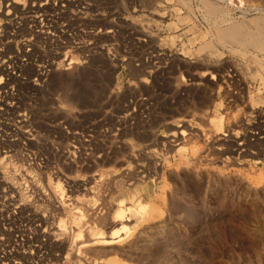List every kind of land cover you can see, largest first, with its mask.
I'll return each instance as SVG.
<instances>
[{"label": "rangeland", "instance_id": "374dc122", "mask_svg": "<svg viewBox=\"0 0 264 264\" xmlns=\"http://www.w3.org/2000/svg\"><path fill=\"white\" fill-rule=\"evenodd\" d=\"M42 3L47 5L39 11ZM117 5L128 14L103 17L84 9L71 14L51 0H0V60L25 64L13 70L16 79L6 86L14 108L0 116V218L10 222L0 224L9 232L0 234V257L10 250L4 243L9 239L19 244L22 262L14 259L19 264H264V0ZM118 23L122 28L115 30ZM232 26L244 31L232 37L225 32ZM99 27L114 29L105 33ZM136 37L147 44L136 43ZM115 44L137 59L147 51L171 57L156 54L158 62L145 73L134 64L110 62L106 46ZM97 45H104L101 54L94 52ZM40 65L46 67L44 79L36 74ZM182 91L191 104L179 100ZM133 92L149 95L153 109L163 110L162 119L122 129L117 138L106 110L114 94L123 105ZM77 110L86 119L102 117L107 127L97 128L89 150L71 161L65 133L54 123L69 122ZM180 122L195 135L171 146L167 139ZM58 190L66 196L59 199ZM142 204L145 211L139 212ZM115 206L124 210L123 220L113 218ZM79 210L78 225L72 218ZM72 230L80 231L75 236ZM85 234L119 239L81 247L84 238L91 240ZM25 240L51 246L29 254Z\"/></svg>", "mask_w": 264, "mask_h": 264}, {"label": "built area", "instance_id": "2783aa9c", "mask_svg": "<svg viewBox=\"0 0 264 264\" xmlns=\"http://www.w3.org/2000/svg\"><path fill=\"white\" fill-rule=\"evenodd\" d=\"M53 5H56L60 7L61 10H65L66 8H70V13L75 14L79 12L80 10H90L92 11L93 15L95 16H103L112 14L113 17H117L118 15H125L128 14L126 10H119L116 8L118 5V2L120 0H113L114 4H106L104 0H51ZM112 9V10H111ZM111 10V12H110ZM110 13V14H109ZM194 19L197 17L195 14H193ZM120 22V21H119ZM114 28L115 30H119L122 28V26L118 24H115ZM114 28H107V29H101L100 27L97 29L100 32H112ZM126 31V30H125ZM132 31L129 32L131 34ZM133 41H137L136 43H145L147 44V40L145 38H133ZM135 42H131V45H133ZM119 45L121 44H115V48L106 46V58L110 62H117L119 66L125 65V64H131L138 66L139 70H142L145 73H148L151 71L150 67L155 63L157 59H153V57L164 55L165 57L170 56V54H164L160 53V51H157L156 54H149V51L144 53V56L137 59L133 56V53L127 52L125 50L120 51ZM123 45V44H122ZM121 45V46H122ZM95 53L101 54L104 49V45H97L95 48ZM109 49H112L113 51H109ZM130 54L132 56H130ZM81 63L87 64L88 58L87 56H82L80 59ZM160 60V59H159ZM166 61V60H165ZM38 69H41L40 71L36 70V74L38 78H45L44 76V69L46 68L44 65L38 66ZM144 67V68H143ZM120 69V68H119ZM49 71V68L46 69ZM42 71V72H41ZM38 72H41L40 74ZM120 72V71H119ZM19 77V75H17ZM147 77L151 78V75H148ZM25 79V78H24ZM183 81H186V79H183ZM189 81V80H187ZM38 85V83H36ZM190 83L188 82V85ZM118 94H114L115 98L112 100L111 104L108 106V109L106 110L109 113V116L111 118V124L109 127L113 129V136L119 138L121 135L122 129L126 128H132L134 126H137V123L141 127H150L153 123L152 117L161 118L163 115V110H155L152 107L151 98L149 95L142 94L141 92H133L132 94H129L128 98L125 99V104L121 105L118 101ZM162 97L164 99H167V94H162ZM177 97L179 100H185L188 101L189 96L185 91L178 92ZM193 103V100H191ZM173 103V100H172ZM191 104V103H190ZM148 109H151L148 111ZM165 117V116H164ZM169 121V120H167ZM57 127L61 128L63 132L65 133V144H66V150L70 155H68V159L71 161L75 160L77 158H81V154L85 150L88 149V145L90 142H92V134L95 133V130L97 128L102 129L103 127H107V123L103 120L102 117H89L85 118L80 114V112L77 110L76 112H73L72 116L70 117L69 122H64L63 120H58L54 123ZM188 128L191 130L190 132L186 131V128H182V123H178L176 125V128H178L177 131H175V134L172 138L169 139V143L171 146L181 144L185 141V139H190L195 135V132L192 131L193 127H191L187 123ZM52 139L54 140L56 138L55 134H52ZM56 149V148H55ZM67 153V152H66ZM83 190L85 191L84 186H82ZM59 199H61L63 196H65L64 190L62 192L59 191L58 193Z\"/></svg>", "mask_w": 264, "mask_h": 264}, {"label": "bare ground", "instance_id": "6f19581e", "mask_svg": "<svg viewBox=\"0 0 264 264\" xmlns=\"http://www.w3.org/2000/svg\"><path fill=\"white\" fill-rule=\"evenodd\" d=\"M7 2V1H6ZM12 2V1H11ZM16 3V2H15ZM7 5H10V3H6ZM26 4V3H25ZM47 4H45V3H42L39 7H38V10L40 11V9L41 8H43V7H45ZM26 6V5H25ZM28 6V5H27ZM18 7H20V6H18ZM35 9V8H34ZM44 9V8H43ZM26 10V9H25ZM23 11V10H22ZM38 11L35 9V11H34V14H36ZM10 14V13H9ZM38 14V13H37ZM6 15H8V13L6 14ZM5 16V15H4ZM10 17H11V15H9ZM6 18H7V16H6ZM34 18H36L35 17V15H34ZM34 18H32L31 20H32V22L35 24V19ZM42 20V19H41ZM42 22V21H41ZM12 23V22H11ZM39 23V22H38ZM37 24V23H36ZM44 25V24H43ZM42 26V25H41ZM16 27V26H15ZM239 27H240V25H239ZM243 27V26H242ZM49 28V27H48ZM47 28V29H48ZM241 28V27H240ZM14 29V28H13ZM17 29V28H16ZM41 29V28H40ZM39 29V30H40ZM45 29V28H44ZM40 30L41 32H42V34H45L43 31H45V30ZM239 28H238V26H232L230 29H225V32H227V34H230L232 37L234 36L235 38L237 37L236 35L238 34L237 32L238 31H240L241 32V34H242V32L244 31V30H238ZM225 32L223 31L222 33H224L225 34ZM47 33V32H46ZM30 34V33H29ZM53 34H54V32H53ZM52 34V35H53ZM224 34H222L221 36H224ZM226 34V35H227ZM250 34V33H249ZM256 34V33H255ZM9 36V35H8ZM49 36V35H48ZM47 36V37H48ZM54 36V35H53ZM6 37V36H5ZM229 37V36H228ZM238 37H239V35H238ZM8 38V37H7ZM224 38V37H223ZM240 38V37H239ZM5 39V38H4ZM238 39V38H237ZM236 39V40H237ZM28 39H26V41H27ZM30 40V39H29ZM239 40V39H238ZM260 41H261V39H259ZM1 41V40H0ZM24 42H25V40H24ZM28 42V41H27ZM3 44V43H2ZM25 45V44H24ZM262 46V45H261ZM3 53L4 51H3V49H1V47H0V53ZM0 54V56L2 57V55L3 54ZM27 54V53H26ZM26 56V55H25ZM29 56V55H28ZM1 57H0V59H1ZM14 57H16V56H14ZM14 57H13V59H14ZM16 60V59H15ZM2 61H3V63H2ZM2 61L0 60V75L2 74V75H5L7 78H5V80H3L2 79V75L0 76V116H2L4 113H6V112H8V110L10 109H12V108H14L13 107V105H10L9 104V102L7 101L10 97H12V100H13V94H11V93H9L8 92V89H7V87L6 86H8L7 84L9 83L8 81H10V79L11 78H13L14 80L16 79V76L14 77V75H15V71H17V70H20V69H22L21 67H23L25 64H24V62H17V60L15 61V62H12V58H10L9 57V59H3L2 58ZM7 63L6 65L4 64V63ZM9 64H11V65H9ZM71 64V63H70ZM256 64V63H255ZM27 67V66H26ZM15 68L17 69V70H15ZM13 70H15V71H13ZM38 70V69H37ZM41 69H39V71H40ZM13 71V72H12ZM42 72V71H41ZM41 72H39V74L41 73ZM12 79V80H13ZM231 79V78H230ZM10 84V83H9ZM4 99H6V100H4ZM7 102V103H4V102ZM249 101V100H248ZM11 104H13V102H10ZM17 109H18V107H17ZM9 110V111H10ZM17 111H19V110H17ZM14 112V111H13ZM12 112V113H13ZM16 113V112H15ZM14 113V114H15ZM260 113V112H259ZM17 116V115H16ZM23 116V115H22ZM18 117V116H17ZM21 117V116H20ZM24 117V116H23ZM22 117V118H23ZM22 118H20V120L22 119ZM27 120V119H26ZM19 121V120H18ZM18 121H17V123H18ZM23 120H21L19 123H21ZM24 123V122H23ZM240 123V122H239ZM3 124V123H2ZM23 125V124H22ZM22 125H21V128H22ZM5 126V125H4ZM20 126V125H19ZM24 126V125H23ZM225 126V125H224ZM255 126V125H254ZM2 127V126H1ZM27 127V126H26ZM227 127V126H226ZM6 128V127H5ZM17 128H19V127H17ZM224 128V127H223ZM3 129V128H2ZM174 129V128H173ZM24 131V130H23ZM21 132V131H20ZM23 133V132H22ZM27 133H29L28 131H27ZM21 134V133H20ZM16 136V135H15ZM23 136V135H22ZM19 137H21V136H19ZM27 137V136H26ZM24 138H25V135H24ZM167 138V137H166ZM3 139V138H2ZM19 139V138H18ZM22 139V138H21ZM165 139V138H164ZM211 139V138H210ZM262 139V138H261ZM264 139V138H263ZM4 140V139H3ZM17 140V139H16ZM167 140H169V139H167ZM234 140V139H233ZM0 141H2V140H0ZM8 141V140H7ZM6 141V142H7ZM162 141V140H161ZM160 141V142H161ZM165 140H163V142H164ZM261 141V140H260ZM262 142V141H261ZM5 143V142H4ZM253 143V142H252ZM156 144V143H155ZM158 144V143H157ZM162 144V143H161ZM260 144V143H259ZM263 144V143H262ZM2 145H3V142H2ZM167 145V144H166ZM230 145V144H229ZM7 146V145H6ZM174 146H176V145H174ZM241 146V145H240ZM170 147V146H169ZM262 147H264L263 145L261 146V148ZM5 148V147H4ZM168 148V147H167ZM179 148H181V146L179 147ZM178 148V149H179ZM3 149V148H2ZM156 149V148H155ZM240 149V148H239ZM165 150V149H164ZM262 150V149H261ZM1 151V150H0ZM6 151V150H5ZM150 151H152V150H150ZM158 151V150H157ZM242 151V150H241ZM253 151H254V149H253ZM263 151V150H262ZM7 152V151H6ZM3 153H4V151H3ZM2 153V154H3ZM8 154V152L6 153V155ZM163 154V153H162ZM219 154V153H218ZM6 155H5V157H6ZM4 156V155H3ZM151 156V155H150ZM152 160V159H151ZM152 164V163H151ZM142 165V164H141ZM138 166V165H137ZM141 167V166H140ZM139 169V168H138ZM144 169V168H143ZM147 169H149V168H147ZM146 169V170H147ZM138 171V170H137ZM141 172V171H140ZM146 172V171H145ZM145 172L143 173V174H145ZM136 173V172H135ZM149 173V172H148ZM24 174V173H23ZM28 173H26V175H27ZM30 174V173H29ZM136 175V174H135ZM150 175V174H149ZM139 176V175H138ZM142 177H143V175H141ZM136 177V176H135ZM57 180V179H56ZM74 180V179H73ZM91 180V179H90ZM131 180V179H130ZM72 181V180H71ZM96 181V180H95ZM89 182V181H88ZM93 182V181H92ZM131 182V181H130ZM55 183H56V181H55ZM74 183V182H73ZM132 183V182H131ZM129 184V183H128ZM127 184V185H128ZM57 185V184H56ZM62 185V184H61ZM97 185V184H96ZM49 186H50V184H49ZM48 186V187H49ZM59 186V185H58ZM69 186H72V185H69ZM91 186V185H90ZM89 186V187H90ZM129 186V185H128ZM52 187V186H51ZM74 187H76V186H74ZM78 187V186H77ZM53 188V187H52ZM60 188H63V187H60ZM60 188H58L59 190H60ZM97 188V187H96ZM95 188V189H96ZM57 189V188H56ZM52 190V189H51ZM58 190V191H59ZM86 190V189H85ZM90 190V189H89ZM88 190V191H89ZM63 191V190H62ZM62 191H60V192H62ZM39 192V191H38ZM55 192V191H54ZM53 192V193H54ZM57 192V191H56ZM56 192L54 193V194H56ZM68 192V191H67ZM66 192V193H67ZM93 192V194H94V191H92ZM13 193V192H12ZM70 193V192H69ZM89 193H91L90 191H89ZM88 193V194H89ZM58 194V193H57ZM56 194V195H57ZM34 195V194H33ZM55 196V195H54ZM58 196V195H57ZM65 196H66V194H65ZM77 196V195H76ZM69 197V196H68ZM59 198V197H58ZM57 198V199H58ZM63 198V197H62ZM78 198V197H77ZM56 199V198H55ZM122 198H120V201H119V204H122L123 202H122V200H121ZM49 200V199H48ZM64 200H66V199H64ZM119 200V199H118ZM135 202V201H134ZM141 202V201H140ZM6 203V202H5ZM49 203V202H48ZM52 203V202H51ZM138 203V202H137ZM59 204V203H58ZM64 204V203H63ZM117 204H118V202H117ZM131 203H129V205H130ZM133 204V203H132ZM139 204V203H138ZM73 205V204H72ZM146 205L147 204H142L140 207H139V212H144L145 211V208H146ZM27 206V205H26ZM54 206V205H53ZM62 206V205H61ZM60 206V207H61ZM69 206V205H68ZM133 206V205H132ZM1 207V206H0ZM62 207H64V206H62ZM61 207V208H62ZM116 207V206H115ZM21 208V207H20ZM68 208V207H67ZM122 208V207H121ZM121 208H119V207H116L115 209H113V218H115L116 220H119L120 221V219H122L123 220V218L125 217L124 216V210L123 209H121ZM131 207H126V210L125 211H132L133 210V208L132 209H130ZM137 208V207H136ZM19 209V208H18ZM63 209V208H62ZM58 210V209H57ZM64 210H65V208H64ZM71 210V209H70ZM69 210V211H70ZM85 210V209H84ZM68 211V210H67ZM68 211V212H69ZM72 211H74L73 209H72ZM86 211V210H85ZM88 211V210H87ZM96 211V210H95ZM19 212V211H18ZM21 212H22V210H21ZM26 212V211H25ZM93 212V211H92ZM100 212V211H99ZM46 213V212H45ZM70 213V212H69ZM76 213H78L79 215L77 216V218H76V220L74 219V217L72 218L73 219V222L72 221H70V222H72V223H74V222H76V223H78V222H80V220L82 219V216H83V213H82V211L80 212V210L79 211H77ZM88 213V212H87ZM136 213V212H135ZM26 214V213H25ZM47 214V213H46ZM72 214V212L70 213V215ZM75 214V213H74ZM91 214V213H90ZM126 214V213H125ZM129 214V213H128ZM43 215V214H42ZM77 215V214H76ZM95 215V214H94ZM140 215V214H139ZM16 216H17V214H16ZM73 216H75V215H73ZM127 216V215H126ZM2 217V216H1ZM12 217V216H11ZM32 217V216H31ZM30 216L28 217V220H29V218H31ZM87 217V216H86ZM129 217V216H128ZM18 218H21V217H18ZM34 218V217H33ZM40 218V217H39ZM59 218V217H58ZM57 218V219H58ZM81 218V219H80ZM96 218V217H95ZM37 219V218H36ZM97 219V218H96ZM104 219H106V218H104ZM115 219H112L113 221L115 220ZM126 219V222H128L129 220H127V217L125 218ZM124 219V220H125ZM129 219V218H128ZM12 220V219H11ZM10 220V221H11ZM50 220V219H49ZM61 220V219H60ZM70 220H71V218H70ZM89 220V219H88ZM108 220V219H107ZM106 220V221H107ZM21 221V220H20ZM35 221V220H34ZM47 221V220H46ZM57 222H58V224H60V222H64V221H58V220H56ZM91 221V220H90ZM95 221V220H94ZM97 221V220H96ZM110 221V220H109ZM33 222V221H32ZM32 222H30V223H32ZM39 222H41V221H39ZM29 223V222H28ZM53 223V222H52ZM61 223V224H62ZM65 223H67V222H65ZM82 223V222H81ZM86 223V222H85ZM88 223V222H87ZM109 223V222H108ZM122 223H123V221H122ZM0 224H10V222H9V218L8 219H1L0 218ZM43 224V223H42ZM47 224V223H46ZM55 224V223H54ZM58 224H56V225H58ZM109 224H111V223H109ZM118 224V223H117ZM18 225H19V223H18ZM29 225V224H28ZM33 225V224H32ZM41 225V224H40ZM44 225V224H43ZM66 225V224H65ZM77 225V224H76ZM78 225H79V223H78ZM1 226V225H0ZM35 226V225H34ZM37 226V225H36ZM49 226V225H48ZM62 226H63V224H62ZM102 226V225H101ZM107 226V225H106ZM109 226V225H108ZM124 226V225H123ZM5 227V226H4ZM42 227H44V226H42ZM47 227V226H46ZM58 227V226H57ZM56 227V228H57ZM61 227V226H60ZM60 227H58V228H60ZM80 228H81V226H79ZM114 227V226H113ZM113 227H112V230H113ZM122 227V226H121ZM1 228H3V227H1ZM0 228V234L1 233H5V235H9V232L8 231H6V229H1ZM7 228V227H6ZM20 228V227H19ZM38 228V226L36 227V229ZM63 228V227H62ZM61 228V229H62ZM95 228H97V227H95ZM124 228V227H123ZM16 229H18V228H16ZM45 229V228H44ZM66 229V228H65ZM114 229H115V227H114ZM20 230V229H19ZM28 230V229H27ZM37 230H39V229H37ZM41 230V229H40ZM133 230V229H132ZM76 231H78V230H75L74 232H73V230H72V232L75 234V236H76ZM80 231V230H79ZM78 231V232H79ZM94 231H95V229H94ZM29 232V231H28ZM77 232V233H78ZM81 232H83V231H81ZM117 232H119V231H117L116 230V233ZM84 233V232H83ZM94 233V232H93ZM92 233V234H93ZM99 233V232H98ZM113 233H115V232H113ZM15 234V233H14ZM26 234V233H25ZM31 234V233H30ZM41 234V233H40ZM95 234V233H94ZM101 234H102V232H101ZM119 234H120V232H119ZM138 234H139V232H138ZM28 235V234H27ZM32 235V234H31ZM84 235V234H83ZM83 235H82V239H83ZM86 235V234H85ZM118 235V234H117ZM11 236V235H10ZM9 236V237H10ZM21 236V235H20ZM30 236V235H29ZM28 236V237H29ZM35 236V235H34ZM74 236V235H73ZM80 236V235H79ZM79 236H77L78 237V240H79ZM87 236H90V238H91V240L90 239H85L84 238V242H82V244L80 245L81 247L82 246H85V247H87L86 245H92V244H101V245H111V244H113L114 242H117L118 241V239L115 237V235H110L111 237H109V235H108V238H102L101 240H95L94 238H93V236L91 237V235H86V237ZM99 236V235H98ZM114 236V237H113ZM36 237V236H35ZM46 237V236H45ZM21 238V237H20ZM38 237H36V239H37ZM73 238H75V237H73ZM88 238V237H87ZM92 238H93V240H92ZM98 238H101L100 236L98 237ZM114 238L115 239H117V241H114ZM16 239V238H15ZM29 239H30V237H29ZM41 239V238H40ZM75 239H77V238H75ZM80 239H81V236H80ZM24 240V239H23ZM22 240V241H23ZM72 240V239H71ZM1 241H2V243H1ZM74 241V240H73ZM35 242V241H34ZM33 242V243H34ZM48 242V241H47ZM4 243H6V245H5V247L7 248V249H9L10 248V250H7V251H5V252H3V255L0 257V258H2L3 259V261L4 260H6V262H7V260H13L14 261V259L16 260V259H20V258H17V256L18 255H20V252H19V250L17 249L18 248V245L19 244H14L13 242H11V240H9V239H6L5 240V242ZM25 243H27L26 245H27V247L29 248V254H33V253H38V252H40L41 250H43V249H46L47 247H50L51 246V243L50 244H46V243H38V245H32V243H31V241H26L25 240ZM73 243V242H72ZM72 243H70V248H71V244ZM77 243H79V241L77 242ZM76 242H75V244H77ZM0 244H3V238L1 237L0 238ZM74 244V243H73ZM72 244V245H73ZM100 245V246H101ZM116 245V244H115ZM114 245V246H115ZM52 247H53V245H52ZM75 247V246H74ZM76 248H77V246H76ZM72 249V248H71ZM87 249V248H86ZM92 249V248H91ZM107 249V248H106ZM110 249V248H109ZM4 249H2V251H3ZM24 250V249H23ZM48 250V249H47ZM46 250V251H47ZM50 250H51V248H50ZM88 250V249H87ZM1 251V252H2ZM28 252V251H27ZM43 252H45V251H43ZM51 252V251H50ZM60 252V251H59ZM65 252V251H64ZM97 252V251H96ZM109 252V251H108ZM120 252V251H119ZM67 253V252H66ZM105 253V252H104ZM121 253V252H120ZM22 254H25L26 255V252H25V250L22 252ZM48 254H50L49 252H48ZM24 255V256H25ZM39 255V254H38ZM36 256V255H35ZM103 256V255H102ZM19 257V256H18ZM26 257H27V255H26ZM40 257V256H39ZM43 257V256H42ZM47 257V256H46ZM25 259V258H24ZM21 260V259H20ZM29 260V259H28ZM40 260V259H39ZM2 261V260H1ZM2 261V262H3ZM12 261V262H13ZM42 261V260H41ZM56 261V260H55ZM21 262H22V260H21ZM27 262V261H26ZM4 264H6V263H4ZM9 264V263H8ZM14 264H19V261H14ZM31 264V263H30Z\"/></svg>", "mask_w": 264, "mask_h": 264}]
</instances>
